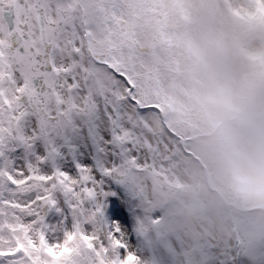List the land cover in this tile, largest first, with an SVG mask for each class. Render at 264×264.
Returning <instances> with one entry per match:
<instances>
[{
    "label": "snow or ice",
    "instance_id": "obj_1",
    "mask_svg": "<svg viewBox=\"0 0 264 264\" xmlns=\"http://www.w3.org/2000/svg\"><path fill=\"white\" fill-rule=\"evenodd\" d=\"M118 15L119 0H0V264H70L77 238L137 243L151 108Z\"/></svg>",
    "mask_w": 264,
    "mask_h": 264
},
{
    "label": "rangeland",
    "instance_id": "obj_2",
    "mask_svg": "<svg viewBox=\"0 0 264 264\" xmlns=\"http://www.w3.org/2000/svg\"><path fill=\"white\" fill-rule=\"evenodd\" d=\"M118 19L151 108L149 150L131 176L137 243L121 253L110 234L91 247L77 238L70 264H132L128 255L135 264H264V207L246 200L222 173L208 123L212 73L190 69L183 47L213 33L218 56L253 85L259 109L264 0H119Z\"/></svg>",
    "mask_w": 264,
    "mask_h": 264
},
{
    "label": "clouds",
    "instance_id": "obj_3",
    "mask_svg": "<svg viewBox=\"0 0 264 264\" xmlns=\"http://www.w3.org/2000/svg\"><path fill=\"white\" fill-rule=\"evenodd\" d=\"M194 48L198 62L212 73L208 123L218 165L239 194L264 207V103L257 109L253 85L232 74L218 56L213 33L199 35Z\"/></svg>",
    "mask_w": 264,
    "mask_h": 264
},
{
    "label": "trees",
    "instance_id": "obj_4",
    "mask_svg": "<svg viewBox=\"0 0 264 264\" xmlns=\"http://www.w3.org/2000/svg\"><path fill=\"white\" fill-rule=\"evenodd\" d=\"M180 17H181V21L182 22H185L186 20L187 21L191 20L190 17L188 19V17L185 16V15H181ZM189 23H190V21H189ZM183 47H185V49L188 51V54H189V57H190V58H188L189 59L188 62H189V65H190V69H195V68H197L199 66H202L197 60V56L195 54L194 44L191 41H186V42L183 43ZM203 68L206 69V67H204V66H203Z\"/></svg>",
    "mask_w": 264,
    "mask_h": 264
}]
</instances>
